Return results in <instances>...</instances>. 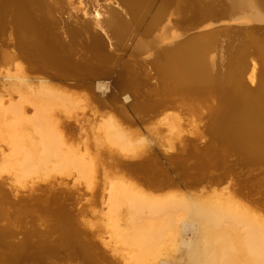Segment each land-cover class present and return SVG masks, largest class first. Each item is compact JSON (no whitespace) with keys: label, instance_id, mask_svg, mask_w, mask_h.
<instances>
[{"label":"bare ground","instance_id":"1","mask_svg":"<svg viewBox=\"0 0 264 264\" xmlns=\"http://www.w3.org/2000/svg\"><path fill=\"white\" fill-rule=\"evenodd\" d=\"M100 1L0 0V30H4L5 24L21 30L23 24L38 21L44 29H60L68 36L70 33L74 39L79 38L82 48L89 53H97L93 46L86 42L95 32L101 33L112 49L113 45L117 47L121 45L130 30L138 25L115 22L118 28L112 27L107 17L113 12V7L110 2ZM150 2L151 0H146L145 6ZM229 2L233 12L236 13L233 19L235 22L260 23L264 20V0H230ZM8 4L13 6L11 7L13 13L7 23L6 17L2 16ZM185 6L181 0H162V4L151 16L147 25V31L153 34L151 37L148 36L149 34H142V37L131 46L129 60L133 63L129 65L130 69L126 68L131 85L138 86L142 74H147L150 70H155L156 77L164 81L173 80L179 84L177 91L184 93L183 99L179 95L172 96L167 89L151 92L156 95L167 93L166 95L173 98L172 106L174 105L175 110L162 111V114L148 122L149 124L136 125L126 114L121 120L111 115L108 119L101 120L98 125L96 118L104 116L100 115L99 106L93 104L91 99L83 102L75 97L52 99L54 97L47 83L41 81L34 85L23 82L22 86L26 87L29 93L27 96H21V103L14 109V113L18 117H23L32 110L34 117L28 121L24 130L16 132L13 145L21 153L13 157L15 160L7 171L24 179L30 177L46 179L54 171L59 173L67 171L69 176L85 180V191L80 194L77 193L76 188L63 187L65 194L69 195L65 202L69 205L74 204L76 199L73 195L76 194L82 206H91L95 211L101 209L103 216L101 221L105 223L101 222L103 223L101 225H106V228H102L109 234L108 242L105 241L106 239L104 241L109 243L116 237L115 240L118 241H113L117 244L115 249L120 250L118 251L121 252L120 257L126 260L124 262L127 264L130 262L129 259L132 262L130 264H134L132 259L136 264H155L157 259L155 254L158 253L156 251L165 248L170 250L171 247L178 246L183 247L180 260H185L187 264H264V222H261L262 219L264 220L263 216L247 209L234 197L227 196V192L224 191L233 188L246 196H258V201L264 204V178L246 184L230 175L227 170L217 176L218 158L205 149V155L210 157L209 163H211L209 164L211 169L206 170L205 174L208 178L199 176L197 181L184 182L188 190L187 194L181 193L182 190L179 192L174 189L168 192H160V190L151 192L138 188L135 183L129 185L120 180L123 177L121 173H131L146 179L148 184L167 186L175 183L170 177L156 182L160 176L166 175L158 165V160L154 158L155 154L146 152L149 148V140L147 148L146 144L141 145L143 141L147 142L146 136L144 135L145 137L135 144L134 135L138 133L137 127L148 130L159 128L157 131L162 132L165 127V131L171 136H179L184 131L180 130V122L178 123L179 120L175 117L179 114L176 112L179 107L184 109L181 111L182 114H190L196 119L194 122L197 123L196 129L189 132L188 135L191 137L188 138H195L203 145L202 137L209 135L217 142L229 145L236 155L243 156L248 161L264 162V86H261L259 94L254 96L241 83L250 71L248 58L256 60L264 68V51L257 49L255 45L233 49L232 37L227 40L226 45L220 44V41L213 37L189 42L179 51L174 49L159 52L156 63L147 62L156 49L173 45L182 37L179 31L181 23L179 20L174 21L173 17L179 19L187 11L190 14L193 5L188 6L187 11L184 10ZM203 8L208 10L207 7ZM57 14H61L64 19L67 16V19L58 22ZM70 25L78 26L81 31L74 33L69 29ZM102 41L98 44L100 47L102 43L104 44ZM3 51L0 53L4 57ZM11 67H7L8 73L5 72L8 75L13 73ZM18 72L14 73L16 75L14 77L21 80L17 77ZM252 73L256 75V67ZM13 75H10V78ZM6 94L9 92H4L0 97V110L4 114L8 113L7 100L12 98ZM188 95L200 99L198 106L194 105L197 108L193 105L189 106L185 101ZM45 98L49 99L50 103L43 104ZM208 99L212 103L207 105ZM25 103L28 105L26 106ZM203 128L205 130L201 132ZM82 131L86 136L85 142L78 141L74 136ZM138 138L136 136L135 139L138 141ZM74 142H77L78 146H74ZM168 143L167 141L165 146H170L171 154L180 153L183 156L188 154L191 144L196 151L201 147L186 137H180L177 146ZM137 144H140L141 150ZM84 146L85 148H81ZM83 150L92 153L91 159L76 161L74 157L76 154H82ZM121 156L124 158H120ZM182 157V160H179L180 157L169 158L170 163L175 166L177 162L185 160ZM63 161H71V166H59L58 164H63ZM65 164L68 166V163ZM137 170H141L142 173ZM107 186L110 188L108 189ZM85 201L86 205H83ZM58 209L56 216L54 215L55 224L52 233L48 237L41 238L50 240L51 235L60 231L61 234L55 236V239H61V244H58L57 248L67 253L65 258L70 262L87 257L89 262L93 259L99 264H120V258L104 256L107 253L106 243L94 240L95 234L82 223L84 221L81 222L80 210L76 216L78 221L75 222L74 215H68L60 207ZM65 226L75 229L66 233ZM187 233L192 236L187 237ZM4 245L0 238V246ZM39 248L36 246L24 252L26 255L24 257L43 259L48 252L44 251L40 254ZM173 251L175 253V250ZM53 255L54 252L49 253L48 257Z\"/></svg>","mask_w":264,"mask_h":264},{"label":"water","instance_id":"2","mask_svg":"<svg viewBox=\"0 0 264 264\" xmlns=\"http://www.w3.org/2000/svg\"><path fill=\"white\" fill-rule=\"evenodd\" d=\"M186 1L190 3L189 5H193L191 13L188 14L186 10L188 5L185 6L184 10L187 12L184 16L179 19L173 17L174 21L179 20L181 23L179 31L182 33V37L173 45H166L161 49H156L147 60L148 63H156L159 52L174 49L179 51L189 42L199 39L207 40L213 37H216L220 41V44L224 45L232 37L234 40L233 49L247 46L253 47L255 45L257 49L264 51V20L260 21V23L250 21L242 24L235 22L233 19L236 13L231 8L230 0ZM100 2H110L113 7V12L107 17L109 19L108 21L112 23L110 24L112 27L118 28L117 24H121L122 22L128 25L133 23L138 25L130 30L124 38L123 43L118 47L113 45V48L110 49L107 41L101 36L102 34L95 32L89 41L84 40L93 46V49L97 52L89 53L86 49L82 48L79 38L75 37L74 39L70 33L68 36L60 29H44L43 26L38 24V21H35L33 23L28 22L27 24H23L21 30L13 29L7 25L4 30L0 31V49L7 51L14 45V42L11 40V34H14L17 45H20L21 42H26L30 45L28 48L19 47L15 54L29 66L31 74H43L51 77L53 75L57 81L67 85L83 88L93 87L94 94L111 102L114 105V109H119L122 112L126 111L127 115L132 118L136 125L151 122L160 116L162 111L167 109L169 111L174 110V105L172 106L173 98L171 96L168 97L166 95L167 93L160 95L150 93L151 90H157V88L162 89L163 87L156 77L155 70H150L147 74L143 73L140 80H138V86L135 87L129 84V72L126 69L128 65L133 63L129 60L131 46L136 40L142 37V34H149V37L153 34L147 31V25L150 22L151 16L156 12L160 4H162V0H151L146 6V0H101ZM203 7H207L208 10H203ZM8 14L7 12L6 14L3 13L2 17H7ZM56 19L60 22L61 19H67V16L64 19V17L57 15ZM69 29L74 33L81 31L75 25H70ZM101 41L104 44L102 43L100 47L98 44ZM1 64L0 61V66ZM241 83L243 86H246V89L251 95L257 96L260 92V87L264 86L263 69L259 70L255 84H252L248 80L247 75L246 78L244 77L241 80ZM211 103L212 101L210 102L208 99L207 105ZM136 105L141 107L143 105V111H137ZM187 139L194 144L198 143L201 146L200 149L196 151L191 144V147L188 149V154L185 156L180 153L168 155L158 153L153 155L158 160V165L163 170V174L166 175L165 177L160 176V179H157L156 182L167 180L170 177L175 182L184 183L189 180L197 181L196 179L199 176L207 177L205 175L206 170L211 169V166H209L211 163H209L210 157L205 155L204 150L209 146V141L202 145L195 138L187 137ZM179 157V160H182L181 157L185 158V160L177 162L178 166L176 164L173 166L169 158L175 159ZM217 161V176H219V173L222 174L225 170H228L230 175L235 176L238 180L246 184H252L264 178V166L260 161H244L241 157L235 156L234 154H228L224 157L221 156ZM137 171L142 173L141 170ZM2 188L4 191L8 190L5 187ZM12 196L10 194L8 197L11 198ZM74 214L75 211L68 210V215L73 216ZM73 229L75 227L70 228V226H65L64 228L66 233ZM29 232H16L13 236L6 239V244L0 246V264L90 263L87 257L86 259L83 257L81 260L72 262L65 258L67 253L57 248L59 247L58 244H61V239H55L58 233L61 234L60 231L51 235L50 238L55 239L52 241H50L51 239L43 240L40 237H37L38 239L34 241L31 239L32 233ZM36 246L40 247L38 253L41 254V252L47 251V256H44L41 260L25 258L24 256L26 255L24 252L36 248ZM53 252L54 255L48 257L49 253Z\"/></svg>","mask_w":264,"mask_h":264},{"label":"rangeland","instance_id":"3","mask_svg":"<svg viewBox=\"0 0 264 264\" xmlns=\"http://www.w3.org/2000/svg\"><path fill=\"white\" fill-rule=\"evenodd\" d=\"M181 1L186 6H188L190 4L186 0H181ZM11 7H13L11 4H8L6 6V12L9 13L8 14L9 16L6 17L7 23L11 20L10 16L13 13ZM57 15L62 17L61 14H57ZM8 17H9V19H8ZM79 17H81V14H79ZM87 19L88 18H86V20ZM73 20H74V22L78 23V21L76 19H73ZM7 25H9V24H5L4 27L6 28ZM91 25H93V24L91 23ZM9 26H11V25H9ZM91 27H94V26H91ZM11 28H14V27L11 26ZM11 40L13 42L16 41L14 34H11ZM21 43H22V45H19V44L17 45L16 42H14L13 43L14 45H12V47H10L7 50L8 52L3 51L4 49H0V51L5 52L4 57H3L2 53H0L1 54L0 55V57H1L0 61L2 63L0 66V97L3 95L4 92H9V94H6V96L12 97L9 100H7V109L6 110H8L7 111L8 113L6 112L7 114H4L3 111L0 110V238L2 239L3 243L6 244V239L13 236L16 232L27 233L29 231H30L29 233H32L31 239H33L34 241H36L39 237L41 238L42 236L48 237L52 233L51 231L54 229L53 228L54 227L53 225L55 224L54 215L56 213V210H59L58 207H60L63 210V212H65L67 214H68V210L75 211V214H74V216H75L74 221L75 222L78 221V218H76V216H77V212L80 210L81 211L80 212L81 222L82 221L85 222V220H88L87 222H85V223L82 222V223L85 224L95 234L94 240L99 241L100 243H102V242L106 243L109 240V234L107 233V231L104 230V228H106V225L105 226L101 225L104 223L103 221H101L103 219V216L101 214V209H98L95 211V210H93V207H91V206H88V205L86 207L82 206L81 202L78 200V197L76 194L73 195L76 199V202L74 204L69 205L68 203L65 202L66 198L69 197V195L65 194L63 187L76 188L77 193L80 194V193H83L85 191V188H84L85 187L84 186L85 180H83L82 178L76 179V177L69 176L67 171H65L63 173H59L57 171H54L55 173L52 172L51 175H49L50 178H48L49 177L48 176L46 179L45 178L41 179L40 177L38 179L36 177H34V178L30 177V178H25V179L24 178H18L15 175L10 174L9 170L7 171V169H9L10 165H12L13 161L15 160V158H13V157H15L16 154L21 153V151L16 150L14 145H13L14 144V136H15L17 131L24 130L25 127L28 125V121L33 119V117H34L32 110L29 112V114H27L23 117H18V115L14 113L15 112L14 109H16V107H18L17 105H19L21 103L20 102L22 100L21 96L22 97L27 96L29 93L27 88L22 86V83L23 82L24 83L30 82L31 84L33 83L34 85H36V84L41 83V81H42V82H45L49 85L50 92L53 94V97H54L52 99H55L57 97L58 98L64 97L66 99L69 97H75L77 100H79L81 102L86 101L87 99H91L90 101H92L93 104H97L99 106L98 110L101 111L100 115L104 116V117H100L101 119L99 117L96 118V120L98 121V125H100L101 120L108 119L111 115H115L119 120H121V118H123V116H125L127 113H126V111L122 112V111H119V109H117V110L114 109L113 108L114 105L111 102L107 101L104 98H100V96L98 97L96 94H94V88L93 87L83 88V87H79V86L78 87L77 86H71V85H67L65 83H62L60 81H57V79L54 78L53 75L51 77V76H46L43 74H39V75L31 74L29 66H27V64H25L23 61H21L18 58V56L15 54V53H17L16 51L19 47L20 48H24V47L28 48V46L30 47V45L27 44L26 42H21ZM6 54H8L9 56L7 57ZM248 62H250V71L247 75L248 80H250V82L252 84H255L257 81V74L259 72L258 71L259 68H260V70L263 69V71H264V68H261V66L258 64V62L254 59L248 58ZM7 67H11V69H12L11 72H13V73H10V71H9L10 74L8 75L7 74L8 72L6 71ZM254 67H256V75L255 76L252 73V70L254 69ZM126 68L130 69L131 66L128 65V67H126ZM20 70L23 73H21ZM18 71H20V72H18ZM5 72H7V73H5ZM15 72L19 73L17 75V77H19L21 80L15 79V77H14V76H16L14 74ZM10 75H13V76H11L12 78H10ZM157 79H159L161 86H163L162 89L163 90H165V89L169 90L172 93V96L176 97L177 95H179L181 97V99H183L185 97L183 95L184 93H182V91L181 92L177 91V89H179L180 85L177 84L176 82H173V80L164 81V79H161L159 77H157ZM14 85H16V86H14ZM133 86H135V85H133ZM135 87H137V86H135ZM164 87H166V88H164ZM162 89L157 88V91H161ZM23 92H25V93H23ZM151 92H152V90H151ZM21 93H23V94H21ZM181 95H183V96H181ZM185 101L188 103L189 106L190 105L194 106L195 104L198 106L200 99L197 97L195 98L193 96L188 95L187 98L185 99ZM48 103H50V100L45 98L43 104H48ZM25 104H26V106L28 105V103H25ZM197 106H194V107L197 108ZM141 109L143 110L144 106L142 108L141 106L136 105L137 111L141 112L142 111ZM176 110H177L176 112H179V114L176 115L175 117L178 118L177 119V120H179L178 123L179 122L182 123V124L179 123L180 128H181L180 130L181 131H182V129L184 130L179 136H174V137L171 136L168 133V131H165L166 130L165 127H164L163 132L161 130L157 131V129H159V128H153V129L150 128L149 129L150 131H149L148 129L137 127L138 133H137V135H134V136H135V138H136V136L139 138L141 136L142 138H140V139L138 138V141H137V139L134 138L135 144H136V142L139 143V140L143 139L146 136L145 140L147 142L145 143V141L142 140L143 142L141 141L142 142L141 145L142 144L147 145L149 143L151 144V145L149 144V148H147L148 145L147 146L145 145V147L147 148L146 149L147 153H154L155 155L158 153H160L162 155L163 154L164 155L171 154L172 152H170V146L169 145L165 146L167 141L169 142L168 144H172V145L176 144V146H177V144L180 143V137L181 138L191 137V136H189L190 135L189 132L194 131L196 129L195 125L197 124V123H194L196 119L193 116H191L190 114L185 115V113L182 114L181 111L184 110L183 108L179 107ZM180 112H181V114H180ZM98 125H96V126H98ZM204 130H205V128H203L201 130V132H203ZM142 132H144V133H142ZM155 133L157 136L155 135ZM142 134H143V136H142ZM74 136L77 137L78 141L84 140V142H85V140H86V136L84 135L83 131L78 133V134H75ZM165 139H167V140H165ZM148 140H149V143H148ZM202 140L204 143L209 141V146L206 147V150L211 151L213 154L216 155V157L218 159H220L221 156L224 157L228 154H234L235 156H238V155H236V152L234 151V149H232V147H230L229 145H226L225 143L217 142L213 137H211L209 135H205V137H202ZM82 144H84V143H82ZM73 145L78 146V143L74 142ZM139 145L137 144V146L140 148L139 150H141V147ZM145 147H142V148H145ZM81 148H85V146L81 147ZM155 150L157 151V153ZM79 155H83V156H79ZM91 155H92V153L89 150H83L82 154H76L74 159L76 161H82V160L88 159V158L91 159ZM239 157H241L242 160H244V161H248L243 156H239ZM120 158H124V157L121 156ZM109 161L110 160H108V162ZM65 163H68V166ZM58 165L59 166L65 165L66 167H69V166H71V161L70 162L63 161V164L60 163ZM262 165L264 166L263 162H262ZM57 175L61 176V178ZM120 175L123 176L122 179H120L121 182H124L127 184L129 183V185L135 183L138 188H143L144 190L151 191V192H153L155 190H160V192L161 191L162 192H168V191L173 190V189L176 191L182 190L181 193H186L188 191L186 189L187 187H185L184 184L180 183V182H177V183L175 182L174 184L163 186L162 184H151V183L148 184V183H146L147 182L146 179L139 177V175H134L131 173H129V174L121 173ZM47 179L49 181H47ZM79 180L82 182H80ZM115 180L120 181L119 179H115ZM112 185H114V183ZM133 185H131V186H133ZM2 187H5L8 190L4 191V189ZM117 187H120V185H117ZM107 188L109 189L110 187L107 186ZM224 191L227 192V194H228L227 196L234 197L242 205H245L247 207V209L254 210L257 215L260 214L264 218V207H263L264 204H262V202L258 201V199H257L258 196L257 197L248 196V195L246 196V195L240 194L239 192H236L233 188L225 189ZM10 194L13 195L11 198L8 197ZM239 199H241L242 202ZM83 205H86V201H85V204H83ZM90 221H92L93 223ZM89 222H90V224H92V226L89 224ZM95 222H97L98 224ZM99 222H100V224H99ZM101 222H103V223H101ZM261 222H264V220L262 219ZM102 227H104V228H102ZM186 235L189 238L192 236V234H190V233H187ZM115 238L116 237H114V240H115ZM42 239L44 240V238H42ZM49 239H51V238H49ZM110 239H112V238H110ZM52 240L53 239H51L50 241H52ZM114 240L112 239L111 241H109V243H106V247H107L106 251L108 254L105 253L104 256L112 257L115 259L120 258V260H121L120 264H127V263H125L126 260H122V258L120 257L121 252H118L120 250L117 247H116L117 251L115 249V245L117 246V244L115 242H117L118 240L117 241L115 240V242H113ZM17 244H20V243H17ZM182 248L183 247L178 246L175 248L171 247L172 250L165 248L164 250L160 249V250L156 251V252H158L155 254L157 256V259H156L157 263L156 262H154V263L155 264H187L185 262V260L184 261L180 260L181 251L183 250ZM173 250H175L176 254L174 253ZM172 254H174V255H172ZM166 256H168V257H166ZM162 257H163V259H162ZM164 257H166V258L164 259ZM158 258H160V259L158 260ZM129 261L130 262H128V264L132 263L130 259H129ZM132 261L134 264H136L133 259H132ZM162 261H164V262H162ZM90 264H99V263H97L96 261H93V259H91Z\"/></svg>","mask_w":264,"mask_h":264}]
</instances>
